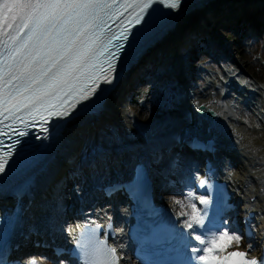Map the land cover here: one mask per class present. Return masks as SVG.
I'll return each mask as SVG.
<instances>
[{"label":"bare ground","instance_id":"obj_1","mask_svg":"<svg viewBox=\"0 0 264 264\" xmlns=\"http://www.w3.org/2000/svg\"><path fill=\"white\" fill-rule=\"evenodd\" d=\"M240 13L244 14L248 21H252L253 26L256 25L255 31L260 30L259 27L263 24L259 22L262 20L264 23V0H201L198 4L189 6L175 15L166 27L156 33L146 45L145 52L137 59L136 66H128L116 76L115 81L107 88L100 105L91 112L74 116L68 120L54 147L24 174L30 177L26 193L35 197L33 205L28 206L26 222L30 223L28 220L35 219L36 222L41 223L39 221L41 213L37 207L48 205L51 209L52 204L50 203H54L57 199L49 197V193L53 191V187L57 189L63 187L62 184L67 181L66 184L71 186L69 196L63 191H58V197L66 196L67 200L65 199V202L61 204L57 202L59 204L55 205L53 210H56L59 220L64 222L59 236L62 239L66 238L69 232L63 230L64 226L71 224V222H65L66 214L71 209H78L88 202L86 193L92 184L110 179L111 168L104 170L102 163H110V166L117 163L116 166L122 170L114 155L119 151L129 153L132 149H135L138 155L149 153L150 157L157 159L156 152L176 140L175 135L180 136L182 133L194 131L197 127H200V130L208 128L220 141L218 145L230 151L229 155L224 157L226 167L220 170L219 174L227 179L233 189L232 197L238 207L233 220H239L242 223L241 232H243L245 217L256 226L252 238L253 249L249 251L247 247L248 237H244L238 246L247 249L249 253H256L257 246L260 247L264 238V82L260 84L252 81L253 87L245 88L243 81L239 78V74H245L244 66L247 60L242 56L236 58L231 54V50L237 46L230 44L227 34L224 33L226 26L223 22L225 19H232L233 14ZM215 27L223 30V38L219 33L217 36L228 42L229 47L223 43L220 45L230 53L226 55V58L233 61L238 69L225 67L222 70L224 75L216 79L213 77L212 80L207 76L203 77L205 85L201 89L192 90L191 75L194 72H187V60L192 55L191 45L194 41L192 34L201 28H207L206 33L213 34ZM151 52H153L152 56H145L146 53ZM155 57L157 61L153 62ZM166 64L173 66L164 68ZM150 68L159 69L160 77L164 75V71L179 70L181 73L179 80L183 82L178 94V97H181V104L174 101V104H170L168 114H162L155 119L140 123L129 114L127 105L132 103L131 97L133 96L132 91L136 89L134 85L136 79ZM183 69H185V74H182ZM212 72L213 69L210 68L209 74ZM152 81L154 82L155 79L152 78ZM236 101L244 103L245 108L250 110L249 120L242 119L236 114L233 109ZM199 103L212 107L216 111L215 118L212 120L197 119L195 107ZM165 130H169V139L156 140L155 137L165 134ZM148 140L156 145L150 146L147 143ZM110 155L114 157L115 162H111V158L108 157ZM91 156L94 157L92 162L90 161ZM94 162L96 165L99 163V168ZM162 162L160 166L166 170L171 182L167 191L158 196L159 200L178 213L190 212L189 208L181 209L175 203L176 200L187 203L185 194L188 187L185 186L181 173L169 166L166 158ZM181 162L186 164L187 160L182 159ZM81 165L87 168L90 166L87 170L90 172V181L86 185V177L77 176L82 170ZM116 166L112 169L115 170ZM15 181L17 180L2 182L0 190L9 191ZM78 199L83 201L77 204ZM198 207H200L199 204ZM116 212L118 216V214H123L125 209L118 208ZM51 213L52 210L49 211V214ZM102 216L104 217L103 213ZM180 217L183 221L184 217ZM116 220H118L117 234L113 242L120 248L122 262L138 264L125 243V234L119 217ZM233 246H237L235 242ZM40 255L43 257V264H74L67 258L62 262H57L55 257L46 258Z\"/></svg>","mask_w":264,"mask_h":264},{"label":"snow or ice","instance_id":"obj_2","mask_svg":"<svg viewBox=\"0 0 264 264\" xmlns=\"http://www.w3.org/2000/svg\"><path fill=\"white\" fill-rule=\"evenodd\" d=\"M182 4L183 0H0V176L21 143L19 137L29 134L26 129L38 125L45 134L43 139H47L49 127L45 125L72 117L79 105L96 97L101 83L115 81L120 54L132 29L144 25L143 31L157 13L163 9L178 12ZM129 9L127 22L121 21L118 32L111 31L108 20L118 18L117 14L123 16ZM195 110L202 113L204 108ZM17 123L25 130L13 127ZM10 132L17 138L12 139ZM4 137L11 143L6 144ZM189 146L193 151L209 150V145L199 141ZM209 174L214 175L211 167L203 178L198 172L192 178L205 194L197 195L190 189L185 194L186 204L175 201L190 212L177 213L184 220L183 227L167 241L171 258L145 260L143 264H264V255L250 259L246 251H227L244 237L249 238L251 251L256 226L245 217L246 231L241 232L223 215L234 206L226 197V186L210 183ZM146 183V169L137 165L127 187L114 183L105 191L139 193ZM214 189L217 195L211 198ZM100 227L94 222L83 225L78 247L84 250V264H120L122 257L115 247L107 246L106 240L96 241L94 249L88 250L85 237ZM72 228L66 224L63 230L70 233ZM153 242H159L155 235ZM0 264H12L6 249L0 250ZM29 264L39 262L33 258Z\"/></svg>","mask_w":264,"mask_h":264},{"label":"rangeland","instance_id":"obj_3","mask_svg":"<svg viewBox=\"0 0 264 264\" xmlns=\"http://www.w3.org/2000/svg\"><path fill=\"white\" fill-rule=\"evenodd\" d=\"M241 21L242 18L240 17L239 22ZM245 27L246 26L241 27L237 24H233L230 26H226L224 28V33L227 34L230 44L232 43V45L237 46L235 49L231 50V54H233V56H235L236 58L242 56L247 60L244 66L245 74H239V78H241V80L243 81L245 88H250L253 87V85L251 84L252 81H257L260 84L264 82V24L259 27L260 30H257L258 32H252L251 29H244ZM206 29L207 28H201V30L207 32ZM196 32L193 33L196 34ZM217 33H219L222 37L223 30L218 27L215 29V32L213 34H210L211 36L208 40L192 41V55H190L189 59L187 60V71L194 72V74L191 75L192 90L201 89L205 85L203 77L207 76L210 80H212L213 77H215L216 79L224 75L222 73V70L225 67H229L230 69H238L233 61L226 58V55L230 54L227 50L223 49V57L217 59V54L220 49L219 46L214 50L208 49L210 48L209 44L211 43H217V45L223 43L225 46L227 45L229 47L228 42L220 39L221 37L218 38ZM192 36L194 37L195 35ZM203 46L206 47L207 50L212 51V53L215 55H209L206 49L202 48ZM170 66H172V64H170ZM210 68L213 69L212 74H209ZM150 69L153 70L152 68ZM158 75L159 72L156 71L153 75L148 76L144 81L139 82L136 85L134 84L136 89L132 92H134L133 97H136V100L132 101V103H129L127 105V109L129 111V114L133 116V119L140 123H144L150 119H155V117H159L162 114H168V109L171 107L170 104H174V101H176L178 104H181V97H178L180 89L177 83L172 82L171 80L166 78V76L160 77L156 79L155 82H153L152 77L157 78ZM233 109L240 118L249 120L250 115H248V112L250 110L246 109L242 103H240L239 101L234 102ZM90 158L91 161L94 157L91 156ZM161 160L157 164V166L163 164ZM175 161L179 162V160H176V158H174L173 162ZM94 164L96 165L95 162ZM87 170L89 169L82 168L79 174H77V172L75 173L78 177H86L85 185L90 181V172ZM69 188V184L65 183L63 184V187H59L57 190L60 189L59 191L68 193V190L66 189ZM65 198L67 200L66 196H57V198L54 196V199L57 200L54 201L53 204L57 206L59 204H57V202H60V204L64 203ZM236 213V211L231 212L228 218ZM257 224H259V222H257ZM55 259L57 260V262H62L63 257H57Z\"/></svg>","mask_w":264,"mask_h":264},{"label":"water","instance_id":"obj_4","mask_svg":"<svg viewBox=\"0 0 264 264\" xmlns=\"http://www.w3.org/2000/svg\"><path fill=\"white\" fill-rule=\"evenodd\" d=\"M200 106H203L204 111L199 114H201L202 116H205L206 118L210 120L215 118L216 111L212 107L204 105L203 103H199L197 107H200ZM213 113H215V115H213Z\"/></svg>","mask_w":264,"mask_h":264},{"label":"trees","instance_id":"obj_5","mask_svg":"<svg viewBox=\"0 0 264 264\" xmlns=\"http://www.w3.org/2000/svg\"><path fill=\"white\" fill-rule=\"evenodd\" d=\"M136 99V98H135Z\"/></svg>","mask_w":264,"mask_h":264}]
</instances>
